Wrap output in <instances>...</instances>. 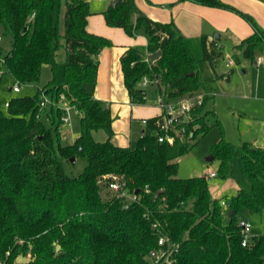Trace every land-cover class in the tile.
<instances>
[{
  "label": "trees",
  "instance_id": "16d2710c",
  "mask_svg": "<svg viewBox=\"0 0 264 264\" xmlns=\"http://www.w3.org/2000/svg\"><path fill=\"white\" fill-rule=\"evenodd\" d=\"M193 1L246 18L254 32L236 46L252 61L258 52L264 56V29L250 14L224 0ZM90 13L89 0H0V26L12 35L7 53L0 43V62L20 84L39 81L46 64L55 74L58 51L66 48L64 83L57 84L54 76L37 95L17 96L8 102L7 113L0 110V264H264V233L244 245L236 214L242 205L264 208V147L224 139L214 146L223 163L238 157L251 184L250 191L239 190L225 199L233 211L227 220L223 199L212 195L206 175L178 176L179 158L189 150L190 141L219 123L208 107L213 93L200 74L188 36L174 20L147 15L135 0H121L103 11L109 25L130 34L144 28L149 38L146 48L130 46L122 55L134 103L149 102L143 98L148 89L139 86L145 75L155 80L152 86L158 93L168 97L207 92L192 109L191 119L175 125L193 129L194 137L176 135L173 143L159 141L163 132L157 121H162V112L147 119L136 146H121L111 140L110 104L86 87L96 82L98 54L112 45L107 37L88 30ZM201 38L205 59L214 65L222 54L218 40H209L207 34ZM156 51L162 53L157 60H145ZM45 96L54 102L49 115L56 123L57 144L40 117ZM62 102L80 115L81 131L73 143L60 130L65 109L55 108V103ZM99 129L107 132V140L95 139L93 132ZM58 152L67 159L84 155L85 170L67 174ZM115 179L138 198L125 200L117 192L111 196L109 182ZM160 189L165 192L154 198ZM20 254L30 260L18 263Z\"/></svg>",
  "mask_w": 264,
  "mask_h": 264
},
{
  "label": "rangeland",
  "instance_id": "374dc122",
  "mask_svg": "<svg viewBox=\"0 0 264 264\" xmlns=\"http://www.w3.org/2000/svg\"><path fill=\"white\" fill-rule=\"evenodd\" d=\"M65 13L66 6L64 5L62 32L65 31ZM217 32L220 31H215L214 36ZM0 35L2 36L0 43L3 47V54H5L11 48L12 35L11 33L5 34L2 26H0ZM201 36L202 34L190 33L188 38L199 61L200 74L213 93L208 107L215 111L219 123L190 141L189 150L179 158L178 176L187 178L206 175L212 195L215 198L229 201L238 194L239 190L250 191L251 184L242 172L238 157H233L223 163L218 156H215L213 148L221 139L235 144H240L242 141H257V144H263L264 108L261 107L256 94L258 91H264V62L255 64L251 59L245 57L243 50L232 43L230 38L223 35L222 38H216L220 42L218 47L221 48L222 54L216 58L212 65L205 59ZM63 42L65 43V39ZM230 57L234 62L232 66H227ZM65 58L66 48L63 45L58 51L55 74L51 65L46 64L42 67L39 81L20 84L18 92L12 89L17 84V80L0 62V110L7 113L9 111L7 103L17 96L37 95L38 88L47 85L54 76L57 84L64 83L63 63ZM146 97L149 102L158 104L159 93L155 87L151 85L148 87L143 98ZM63 98V95H60V99L63 100ZM174 99V97H168L166 102H173ZM47 101L46 107L40 111V117L44 125L50 129L54 143L57 144L56 123L49 115L52 107V100L49 96ZM58 106L63 107L68 116V122L61 123L60 130L66 132V140L73 143L81 131L80 115L74 107L63 102L55 103V108ZM213 113L208 117L211 122L214 120L215 113ZM95 137L99 141H104L108 139V134L105 130L99 129ZM137 143L138 141H135L133 146H136ZM211 155H213V159L208 160L207 157ZM58 156L63 162L67 174L76 176L85 170L87 158L84 155H75V161L63 157L59 152ZM211 171H215L217 175L209 177ZM110 195H116V192L112 190ZM223 214L224 219L227 220L228 205L223 206ZM236 214L239 222L249 223L251 237L264 233V208H250L242 205Z\"/></svg>",
  "mask_w": 264,
  "mask_h": 264
},
{
  "label": "crops",
  "instance_id": "0c3cea01",
  "mask_svg": "<svg viewBox=\"0 0 264 264\" xmlns=\"http://www.w3.org/2000/svg\"><path fill=\"white\" fill-rule=\"evenodd\" d=\"M113 0H89L91 13L88 16L89 31L107 37L112 45L104 47L98 54L99 65L94 84L86 83L96 98L110 104L113 116V143L121 146H133L145 132L148 119L161 114V108L147 102L137 104L125 83L122 55L130 46L146 48L149 38L144 28H139L133 34L119 26L109 25L103 13ZM137 6L155 20L170 21L173 19L180 29L189 36L190 33L207 34L209 40L230 38L235 45L254 32V26L242 15L229 9L204 5L193 0H135ZM238 9L250 14L256 24L264 29V0H224ZM219 30L220 37L214 32ZM217 45L220 42L217 41ZM255 64L264 62V56L258 52ZM227 65V64H226ZM206 91V90H205ZM212 93V90L208 88ZM257 100L264 108V91L257 92ZM97 131L93 132L95 137ZM67 137V133L63 132ZM96 139V137H95ZM97 140V139H96ZM105 141V140H104ZM255 145L264 147L263 144Z\"/></svg>",
  "mask_w": 264,
  "mask_h": 264
},
{
  "label": "built area",
  "instance_id": "2783aa9c",
  "mask_svg": "<svg viewBox=\"0 0 264 264\" xmlns=\"http://www.w3.org/2000/svg\"><path fill=\"white\" fill-rule=\"evenodd\" d=\"M2 39V36L0 35V41ZM150 53L146 55L145 60L150 62L152 61L149 57ZM234 60L230 57L227 61V66H232ZM155 80L151 78L149 75H145L141 82L139 83V86L143 89H148V87L153 85ZM14 91L18 92L20 91V83L17 81V84L13 86L12 88ZM207 92L205 90L186 94L181 97H177L174 99V101L166 102V99L168 96L163 93H159V101L158 106L161 108L163 112V119L162 121H157V124L159 128L162 130L163 133H161L158 137L159 141H168L169 143H173L176 135L178 136H187V137H194L195 132L194 130H187V126L185 124L175 127L176 123L178 122H185L189 121L191 119L190 113L192 109L203 102L204 95ZM64 97V96H63ZM47 96H45L41 100V108L46 107L47 104ZM52 102V101H51ZM8 104V103H7ZM54 104V102H52ZM69 105V104H67ZM71 106V105H69ZM73 107V106H72ZM63 123L68 122V116L67 111H65V114L62 116ZM144 122L147 123V119H144ZM217 173L215 171H211L209 173V177L216 176ZM109 188L115 192H117V195L119 197H122L125 200L133 201L136 200L137 194L135 192L129 191V189L120 181L117 179L111 180L109 182ZM222 205L227 206L228 203L225 199L222 200ZM251 238L250 234V225L249 223H244L243 225V238L242 243L246 245ZM164 237H161L159 242H164Z\"/></svg>",
  "mask_w": 264,
  "mask_h": 264
},
{
  "label": "water",
  "instance_id": "95a60500",
  "mask_svg": "<svg viewBox=\"0 0 264 264\" xmlns=\"http://www.w3.org/2000/svg\"><path fill=\"white\" fill-rule=\"evenodd\" d=\"M121 0H114L113 1V5H116V4H118V2H120ZM215 37H220V33L219 32H217L216 34H215ZM161 51H156V52H153V53H150V55H149V57H150V59L152 60V61H155V60H157L160 56H161ZM75 159H76V157L75 156H72L71 157V160L72 161H75ZM207 159L208 160H211V159H213V155H211V156H209V157H207ZM165 192V189H160V190H158L156 193H155V195H154V198H156L159 194H161V193H164ZM127 206V205H126ZM232 210H229V216L230 215H232ZM242 224V226L244 225V222H242L241 223ZM60 248V246L59 245H57V249H59ZM30 260V258L29 257H27V256H25V255H23V254H20L18 257H17V262L18 263H24V262H27V261H29Z\"/></svg>",
  "mask_w": 264,
  "mask_h": 264
}]
</instances>
